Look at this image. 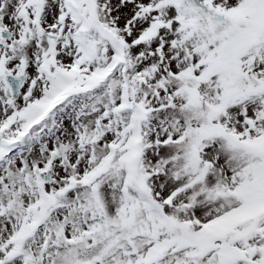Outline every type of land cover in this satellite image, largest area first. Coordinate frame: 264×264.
<instances>
[{"label": "snow or ice", "instance_id": "6c2138e0", "mask_svg": "<svg viewBox=\"0 0 264 264\" xmlns=\"http://www.w3.org/2000/svg\"><path fill=\"white\" fill-rule=\"evenodd\" d=\"M0 264H264V0H0Z\"/></svg>", "mask_w": 264, "mask_h": 264}]
</instances>
